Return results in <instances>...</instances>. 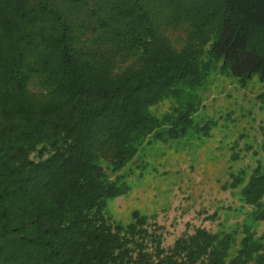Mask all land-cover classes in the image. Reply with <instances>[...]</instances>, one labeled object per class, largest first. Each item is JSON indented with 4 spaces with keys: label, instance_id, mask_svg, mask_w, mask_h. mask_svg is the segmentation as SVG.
Returning <instances> with one entry per match:
<instances>
[{
    "label": "trees",
    "instance_id": "trees-1",
    "mask_svg": "<svg viewBox=\"0 0 264 264\" xmlns=\"http://www.w3.org/2000/svg\"><path fill=\"white\" fill-rule=\"evenodd\" d=\"M217 66L264 82V0H0V264H264L261 157L230 172L229 229L166 246L147 214L106 213L139 149L195 125L186 87Z\"/></svg>",
    "mask_w": 264,
    "mask_h": 264
},
{
    "label": "rangeland",
    "instance_id": "rangeland-1",
    "mask_svg": "<svg viewBox=\"0 0 264 264\" xmlns=\"http://www.w3.org/2000/svg\"><path fill=\"white\" fill-rule=\"evenodd\" d=\"M186 88L194 100L195 125L182 137L155 140L139 149L123 170L130 191L111 199L106 212L123 224L133 220L136 209L147 214L149 228L164 232L166 246L196 226L229 229L241 221V198L229 186L230 172L249 171L258 157L264 162L260 146L264 106L258 99L264 82L259 75L241 83L217 66L201 86ZM169 106L165 101L155 110L161 114ZM204 123L210 124V135L198 128ZM234 152L237 158H232ZM212 214L216 217H209Z\"/></svg>",
    "mask_w": 264,
    "mask_h": 264
}]
</instances>
